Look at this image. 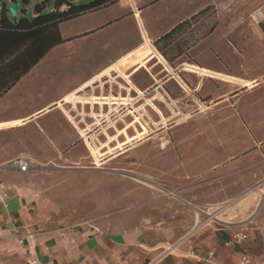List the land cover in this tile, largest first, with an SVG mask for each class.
Segmentation results:
<instances>
[{
    "label": "crops",
    "instance_id": "0c3cea01",
    "mask_svg": "<svg viewBox=\"0 0 264 264\" xmlns=\"http://www.w3.org/2000/svg\"><path fill=\"white\" fill-rule=\"evenodd\" d=\"M10 1L0 0V11ZM204 1L117 0L71 18L93 14L78 34L67 36L60 28L65 42L73 40L81 50L89 44L90 50L107 49L113 42L109 32L124 31L128 21L135 24L140 37L59 98L29 114L0 120L4 134L0 137V180L9 189V197L0 199V264H28L29 259L41 264H264V22L251 19L249 69L230 72L217 60L216 66L199 59L183 64L182 70L200 78L197 92L213 95V105L218 107L216 118L186 124H207L208 132L217 125L218 130L214 136L203 133V141L198 135L187 139L184 160L176 155L171 159L170 174L185 173L187 181L164 185L180 195L172 197L124 178L115 183V175H125L130 169L106 168L150 133L142 114L130 110L126 115L132 113L134 119L121 128L115 126L125 122L126 115L114 112L135 100L130 92L144 95L131 76L143 68L149 70L156 59L151 68L161 64L171 75L165 83L192 92L152 41ZM236 37L240 39L241 34ZM112 72L130 85L127 96L123 91L119 96L108 92L112 80L117 82ZM213 81L219 87L212 86ZM157 98L172 109L170 118L154 102ZM167 98L175 103L158 86L156 95L147 99L163 125L178 116ZM208 105L205 109L200 102L201 111ZM54 113L56 119L46 126L40 123ZM37 124L42 136L26 130ZM130 130L135 133L129 134ZM15 158L47 165V170L36 173L9 167ZM76 178L109 180L113 200L87 198L90 189L65 194L61 186ZM14 226H26L31 234L25 235L22 229L24 241L20 242L22 236L14 233ZM238 233L247 236L238 241L234 237Z\"/></svg>",
    "mask_w": 264,
    "mask_h": 264
},
{
    "label": "rangeland",
    "instance_id": "374dc122",
    "mask_svg": "<svg viewBox=\"0 0 264 264\" xmlns=\"http://www.w3.org/2000/svg\"><path fill=\"white\" fill-rule=\"evenodd\" d=\"M17 1L21 4L18 10L19 18L22 16L33 17L35 7L39 3L44 2L45 13L52 11L56 5V0ZM91 1L83 0L82 2L87 4ZM260 1L205 0L196 11L180 21L187 20L188 22L174 34L170 42L163 44V49H160L152 41L155 49L163 55L174 71L190 86L192 92H184L175 79H171V82H175L178 88H172L168 83H165L171 75L168 76L169 72L163 71L164 67L161 64L151 68L157 62L156 59L149 64V70L143 68L131 76L132 81L143 90L144 95L139 96V93L132 90L130 94L135 98L134 102L114 113L118 115L122 112L126 115L130 110L134 114H142L143 120L148 123L151 129L144 139L135 142L131 146L124 154L126 156L123 158L119 157L106 166V168L123 166L130 169V171H125L129 176L127 174H117L114 176L113 182H121L124 178V181L128 180L160 189L159 191L172 197L174 194H179L177 191L169 190L165 186L171 181H180L182 182L180 184H186L187 181L185 173L170 174L173 170L171 159L176 155L179 156V159L184 160L183 156L187 149V139L198 135L199 141L201 139L203 141V133L214 136L216 135V130H218L217 125H215V129L208 132L209 125L207 124L197 125L193 122L186 124L191 120L196 121L208 117L216 118L218 107L213 105V100H211L213 95L207 97L197 92L196 89H201V86L199 88L198 85L200 78L189 75L188 72L182 70L183 64L185 62L197 63L199 59L201 63L208 66H216L217 61L221 62L230 72H234L237 69H249L250 34L253 33L250 30L253 25L250 13ZM92 18L93 14L70 19L62 22L60 28L64 35H75ZM126 23L128 27L124 31L118 28L112 33L109 32V37L113 42L107 49L90 50V44L85 50L76 49L73 40L66 41L52 48L17 84L0 97V120L29 114L35 109L59 98L66 91L75 87L86 75L107 64L110 58L134 45L135 40L140 37L139 31L133 22L128 21ZM164 24H166L165 21ZM240 34L241 40L236 37V35L240 36ZM237 38L240 42L237 41ZM253 69L256 71V67ZM113 77L117 82L112 80L108 86V92L119 96L123 91V96H127L129 94L127 87L130 85L126 80L118 77L117 73ZM211 85L219 87V83L216 81H213ZM158 86L166 97L170 94L175 100V103H172L167 98L173 109L178 113L176 118L168 120L167 125L161 124L160 115L151 106L147 105V99H152L156 95ZM208 88H210L209 82L206 86V89ZM214 100L216 101L217 99ZM154 102L163 110L167 118L173 115L172 109L166 102L161 101L159 98L154 99ZM200 102L204 104L205 109L207 104L210 107L205 111H201ZM183 115L189 116L177 121ZM56 118L54 113L41 120L40 123L46 126L48 121ZM133 119L134 115L132 113L128 114L124 117L125 122L121 121L115 126L116 128H121L126 122H131ZM37 126L39 125L37 124ZM37 126L31 125L26 130L36 134V136H42L40 126ZM134 133V130L129 131V134ZM3 135L0 133V137ZM13 138L10 137L9 139L12 140ZM107 153L109 152L104 153V155ZM158 156L161 158H156ZM31 165L30 171L36 173H42L47 170V165L44 164L31 163ZM180 176L182 177L180 178ZM61 189L65 194L75 193L76 191L77 193H82L90 189L92 193L89 196L87 195V198L113 200L112 192L110 191V181L107 179H103V181L96 179H92V181H83L78 178L75 180L67 179Z\"/></svg>",
    "mask_w": 264,
    "mask_h": 264
},
{
    "label": "trees",
    "instance_id": "16d2710c",
    "mask_svg": "<svg viewBox=\"0 0 264 264\" xmlns=\"http://www.w3.org/2000/svg\"><path fill=\"white\" fill-rule=\"evenodd\" d=\"M17 1V0H13ZM28 2L29 0H24ZM56 0L55 8L45 13L44 2L35 7L31 18L12 20L7 5L0 11V97L27 74L52 48L65 42L60 23L117 0ZM64 7V8H63ZM188 21L184 20L155 40L163 49L174 34Z\"/></svg>",
    "mask_w": 264,
    "mask_h": 264
},
{
    "label": "built area",
    "instance_id": "2783aa9c",
    "mask_svg": "<svg viewBox=\"0 0 264 264\" xmlns=\"http://www.w3.org/2000/svg\"><path fill=\"white\" fill-rule=\"evenodd\" d=\"M250 17L251 19L256 22V23H263L264 22V1L258 5L257 7H255L251 13H250ZM9 167L11 168H15V169H19L21 171H28L31 169V164L28 163L24 158H15L12 161H10V163L8 164ZM9 197V189L7 184L0 180V199L2 201L6 200ZM22 229L25 230L26 234L25 235H30L31 232L27 229L26 226H14L13 227V231L15 234L22 236ZM246 234L244 233H238L235 234L234 237L238 240H244L246 238ZM20 242L24 241V236L20 237L19 239ZM169 249H171V247H169ZM243 260L245 262L249 261V257L244 256ZM28 264H41V262L37 259H29L28 260Z\"/></svg>",
    "mask_w": 264,
    "mask_h": 264
},
{
    "label": "water",
    "instance_id": "95a60500",
    "mask_svg": "<svg viewBox=\"0 0 264 264\" xmlns=\"http://www.w3.org/2000/svg\"><path fill=\"white\" fill-rule=\"evenodd\" d=\"M20 2L19 1H10L8 3V9L10 12V15L12 17V20L16 21L18 20L19 16H18V10L20 9Z\"/></svg>",
    "mask_w": 264,
    "mask_h": 264
},
{
    "label": "bare ground",
    "instance_id": "6f19581e",
    "mask_svg": "<svg viewBox=\"0 0 264 264\" xmlns=\"http://www.w3.org/2000/svg\"><path fill=\"white\" fill-rule=\"evenodd\" d=\"M158 52V51H157ZM252 199V198H251ZM245 201H247V200H245ZM255 201V200H254Z\"/></svg>",
    "mask_w": 264,
    "mask_h": 264
}]
</instances>
